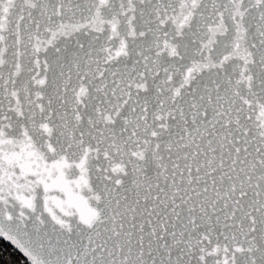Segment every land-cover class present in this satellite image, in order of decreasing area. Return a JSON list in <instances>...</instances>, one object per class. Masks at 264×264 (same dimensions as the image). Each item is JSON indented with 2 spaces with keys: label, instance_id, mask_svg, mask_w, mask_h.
Listing matches in <instances>:
<instances>
[{
  "label": "snow or ice",
  "instance_id": "1",
  "mask_svg": "<svg viewBox=\"0 0 264 264\" xmlns=\"http://www.w3.org/2000/svg\"><path fill=\"white\" fill-rule=\"evenodd\" d=\"M0 237L264 264V0H0Z\"/></svg>",
  "mask_w": 264,
  "mask_h": 264
},
{
  "label": "trees",
  "instance_id": "2",
  "mask_svg": "<svg viewBox=\"0 0 264 264\" xmlns=\"http://www.w3.org/2000/svg\"><path fill=\"white\" fill-rule=\"evenodd\" d=\"M0 264H29L9 245L0 241Z\"/></svg>",
  "mask_w": 264,
  "mask_h": 264
},
{
  "label": "water",
  "instance_id": "3",
  "mask_svg": "<svg viewBox=\"0 0 264 264\" xmlns=\"http://www.w3.org/2000/svg\"><path fill=\"white\" fill-rule=\"evenodd\" d=\"M0 241H2L5 244L9 245L14 251H16L21 257H23L30 264L28 259L18 249H16L15 246L12 245L9 241H6L3 237H0Z\"/></svg>",
  "mask_w": 264,
  "mask_h": 264
}]
</instances>
